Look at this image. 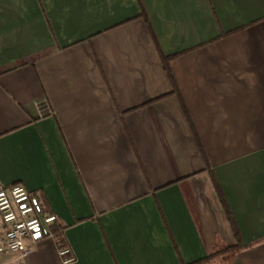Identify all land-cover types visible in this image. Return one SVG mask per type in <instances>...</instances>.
I'll return each instance as SVG.
<instances>
[{
    "label": "crops",
    "instance_id": "crops-1",
    "mask_svg": "<svg viewBox=\"0 0 264 264\" xmlns=\"http://www.w3.org/2000/svg\"><path fill=\"white\" fill-rule=\"evenodd\" d=\"M212 174L247 246L207 264H264V0H0V184L42 193L69 264L234 246ZM27 247L0 264H61Z\"/></svg>",
    "mask_w": 264,
    "mask_h": 264
},
{
    "label": "built area",
    "instance_id": "built-area-1",
    "mask_svg": "<svg viewBox=\"0 0 264 264\" xmlns=\"http://www.w3.org/2000/svg\"><path fill=\"white\" fill-rule=\"evenodd\" d=\"M57 220L54 213L45 212L36 192L20 183L0 184V254L18 253L25 257L29 252L27 242L47 237L59 245L61 264L74 262L71 249L60 245V239L50 231Z\"/></svg>",
    "mask_w": 264,
    "mask_h": 264
},
{
    "label": "trees",
    "instance_id": "trees-1",
    "mask_svg": "<svg viewBox=\"0 0 264 264\" xmlns=\"http://www.w3.org/2000/svg\"><path fill=\"white\" fill-rule=\"evenodd\" d=\"M142 15L144 16V18H145V20H146V22L148 24V27L150 29V32H151L152 38L154 40L155 46H156V48L158 50V53H159V56H160V58L162 60L164 69H165L170 81L172 82V84L174 86V90L176 91V85H175L174 77H173V74H172V71H171L170 65H169L170 59L173 57V55H166L165 53H163V51H162V49H161V47L159 45V42H158V40H157V38H156V36L154 34V31H153V29L151 27V24L149 22V19H148L146 13L142 12ZM186 116H187L188 120L190 121L188 113H186ZM192 130H193L194 136L196 138V141L199 144L200 149L202 150L201 143H200V141H199V139L197 137V134H196L193 126H192ZM212 181H213L215 190H216V192L218 194V197L220 199V202L222 203V206L224 208L225 214H226V216L228 218V221H229L230 227L232 229V232H233V234H234V236L236 238V244L234 246L223 247L222 249L214 251L209 256L201 258V259H198V260L193 261L191 263H182V264H207L212 259H214L216 256H219V255H222L223 258H225L227 260V259L231 258L232 256H234L241 249H243V248H245L247 246L246 244L243 243V241L241 239V236L239 234L237 225H236V223H235V221L233 219V216H232V214L230 212V209L228 207V204L226 202V199H225V196H224V194L222 192V189H221L218 181L216 180V178H215V176L213 174H212ZM36 194L40 198L45 212H51V210L49 209V206H48L44 196L42 195V193L36 192ZM49 228H50L51 233H53L54 237L60 239V245H64V239H63L62 233H61L62 226L59 223V221L58 220L55 221Z\"/></svg>",
    "mask_w": 264,
    "mask_h": 264
},
{
    "label": "rangeland",
    "instance_id": "rangeland-1",
    "mask_svg": "<svg viewBox=\"0 0 264 264\" xmlns=\"http://www.w3.org/2000/svg\"><path fill=\"white\" fill-rule=\"evenodd\" d=\"M219 256H222V255H219ZM217 257V256H216ZM216 257L214 258V259H212L210 262H213V261H215V259H216ZM214 264V263H213ZM215 264H223V263H220V262H216Z\"/></svg>",
    "mask_w": 264,
    "mask_h": 264
}]
</instances>
